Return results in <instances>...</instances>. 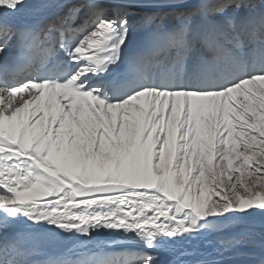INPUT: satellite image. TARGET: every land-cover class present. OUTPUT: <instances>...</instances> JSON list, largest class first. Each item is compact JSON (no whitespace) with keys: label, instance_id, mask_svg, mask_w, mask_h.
I'll return each mask as SVG.
<instances>
[{"label":"snow or ice","instance_id":"snow-or-ice-1","mask_svg":"<svg viewBox=\"0 0 264 264\" xmlns=\"http://www.w3.org/2000/svg\"><path fill=\"white\" fill-rule=\"evenodd\" d=\"M141 2L42 0L61 10L21 27L0 0V264H226L234 218L264 213V11L213 0L129 54ZM21 225L135 249L37 261Z\"/></svg>","mask_w":264,"mask_h":264},{"label":"bare ground","instance_id":"bare-ground-1","mask_svg":"<svg viewBox=\"0 0 264 264\" xmlns=\"http://www.w3.org/2000/svg\"><path fill=\"white\" fill-rule=\"evenodd\" d=\"M213 0H173V2L163 3L162 0H142L141 3L135 5L132 8V11L137 15L133 16L131 19L134 21V30L131 38V42L137 41V39L142 40L144 38L146 42H135L134 47H129L128 49L136 51L143 46L146 45L149 34L156 29L161 24V19L163 20V27L169 28L178 26L181 21L184 19L183 16H177L179 13H186L187 10L193 9L194 6L197 5V8H202L208 4H211ZM248 3L247 8H240L237 12L238 15H246L248 13H256L259 14L261 11H264V0H259L258 4L254 3L253 0H245ZM42 0H26L25 6L21 9V11L16 14L14 18H12L11 22L18 26H30L40 23L43 19L56 14L60 11L59 5H54L52 7L42 8L41 7ZM234 7V5H233ZM195 8V7H194ZM231 9L235 11L234 8H229V12ZM173 12V15L171 12ZM176 11V12H175ZM160 13V14H159ZM167 13V14H166ZM145 14H155V19L150 25H147L143 22V16ZM164 15V16H163ZM163 16V17H162ZM159 17V19H157ZM210 19H221L220 16L209 17ZM192 21L194 24L203 23V13H200L194 17H192ZM259 25L257 24L256 27ZM130 53V51H129ZM11 58V57H10ZM28 93L25 92L22 96L18 95L14 100V105H19L23 102V99L28 97ZM36 199L37 206L44 205L46 201L51 196H46L43 193L36 192L34 194ZM21 230L25 232H31L41 236L43 239L51 240L54 242L60 249V253L58 257H66L71 259H78L79 257H70L71 252H76L79 248H86L83 253H88L89 249H94V253H111L116 250H134L135 245L130 243H119L113 246H109L112 244L111 242L116 239L113 237L107 230H101L99 232H93L91 237L83 236V235H66L63 233H53L48 230H31L21 225ZM227 233L230 235H234L237 237H242V243L239 246L240 251H247V248H244L243 245L247 242V238L249 236L255 237L261 234L264 235V224L259 222H254L253 224H247L241 221H234L227 229ZM251 237V239H252ZM257 238V237H256ZM250 239V240H251ZM263 240V239H262ZM261 241V240H260ZM37 242V238L33 236L30 241L31 245ZM246 244V243H245ZM97 248V249H96ZM209 250H211L209 248ZM228 255V254H227ZM240 258V257H239ZM184 259H189L185 257ZM245 264L246 262L243 261ZM226 264H230L226 262Z\"/></svg>","mask_w":264,"mask_h":264},{"label":"rangeland","instance_id":"rangeland-1","mask_svg":"<svg viewBox=\"0 0 264 264\" xmlns=\"http://www.w3.org/2000/svg\"><path fill=\"white\" fill-rule=\"evenodd\" d=\"M254 1V3H256V4H258V2H259V0H253ZM258 1V2H257ZM195 8H197V5L196 6H194ZM193 7V9H195ZM232 8H234L235 9V12H238L240 9H236L235 8V6L234 7H232ZM173 12L174 11H172L171 12V14L173 15ZM176 12V11H175ZM180 11H178V13H179ZM231 12H233V10L231 9ZM160 14V13H159ZM167 14V13H166ZM164 16V15H163ZM162 16V17H163ZM157 19H159V17H157ZM257 28H259V26L257 27ZM143 40H145L144 38H142V40H139V39H137V41H136V39H135V41H133V42H131L130 44H129V47H134V43L135 42H141V41H143ZM143 42H146V41H143ZM127 51V53H129V51H130V53L131 52H133V49H131V50H129V49H127L126 50ZM129 53V54H130ZM127 70V62L125 61V62H122L120 65H119V67H117V68H115L114 70H113V72H114V74H122V73H124L125 71ZM253 179H255V177H253ZM234 221H241V222H245V223H247L248 225L249 224H253L254 222L256 223V222H259V223H261V224H264V213H262V212H259V211H257L256 213H254L253 215H251V216H243V217H236V218H234ZM253 236V235H252ZM252 236H249V238H247V242H245L244 243V245H243V247L244 248H247V251H240V250H238L239 251V253H240V255H238V256H235L234 257V259H232V260H229V261H227L228 263H230V264H242V263H244L243 261H245L246 263L245 264H255V261L253 260V258L250 256V255H248V253H252V252H255V253H257V254H259L260 253V251H261V246L262 245H264V235L263 234H261V235H259V236H255V237H252ZM251 237H252V239H251ZM257 237V238H256ZM251 239V240H250ZM263 239V240H262ZM261 240V241H260ZM131 244V243H130ZM109 246H113V244H110ZM97 249V248H96ZM86 250V248H79V250H77L76 252H71L70 253V257H79L80 256V254L81 253H83L84 251ZM116 251H118V250H116ZM88 253L89 254H93L94 253V249H89L88 250ZM156 255L158 256V264H169V261H171L172 260V255L170 254V253H168V252H165V251H158L157 253H156ZM227 255V254H226ZM228 255H231V254H228ZM240 257V258H239Z\"/></svg>","mask_w":264,"mask_h":264}]
</instances>
